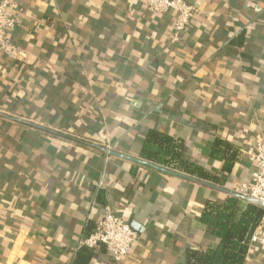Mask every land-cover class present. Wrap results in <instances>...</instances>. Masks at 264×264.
Returning <instances> with one entry per match:
<instances>
[{
    "label": "crops",
    "instance_id": "obj_1",
    "mask_svg": "<svg viewBox=\"0 0 264 264\" xmlns=\"http://www.w3.org/2000/svg\"><path fill=\"white\" fill-rule=\"evenodd\" d=\"M191 2L198 13L174 44V15L147 0H16L12 40L28 58L0 60V112L23 121L0 117V264H72L106 206L143 228L121 264H186L189 249L217 246L200 216L231 196L137 160L155 129L220 170L209 150L221 139L232 174L223 186L199 181L251 183L248 150L264 138V0ZM8 92L16 110L3 107ZM91 264L116 263L107 251ZM246 264H264V245L250 244Z\"/></svg>",
    "mask_w": 264,
    "mask_h": 264
},
{
    "label": "trees",
    "instance_id": "obj_2",
    "mask_svg": "<svg viewBox=\"0 0 264 264\" xmlns=\"http://www.w3.org/2000/svg\"><path fill=\"white\" fill-rule=\"evenodd\" d=\"M236 44L244 46L243 37H240ZM26 66L27 64L18 65V69L25 70ZM4 97V109L18 108V102L15 104L12 102L13 93L8 92ZM231 149L224 141L216 139L209 150V155L220 160L223 165L220 170H210L184 157L186 150L184 140L150 129L143 137L140 158L177 170L198 180L223 186L225 185L223 177L232 174L234 169L235 154ZM97 200L104 207L106 206L105 191L98 193ZM263 217V208L247 204L234 197H228L221 204L208 202L201 213L200 223L206 226L216 238L217 246L206 250L189 249L186 253V264H246L251 238L260 228ZM93 228L94 226L89 232ZM100 252L107 254L103 246L95 249L81 248L77 250L72 264H91Z\"/></svg>",
    "mask_w": 264,
    "mask_h": 264
},
{
    "label": "built area",
    "instance_id": "obj_3",
    "mask_svg": "<svg viewBox=\"0 0 264 264\" xmlns=\"http://www.w3.org/2000/svg\"><path fill=\"white\" fill-rule=\"evenodd\" d=\"M15 6L16 0L0 1V60L15 62L28 58L27 52L12 40L13 32L19 23L13 10ZM147 7L158 15H174L170 36L171 43L174 44L180 41L189 23L198 13L197 7L191 0H147ZM248 155L253 162L254 171L251 183L242 191L246 195L264 201V138L257 140L248 150ZM138 238V234L129 224L112 207L106 206L103 217L95 224L93 230L79 240L77 250L103 246L113 257L114 262L121 264L134 252ZM252 243L264 245V236H260L256 231L251 238L250 244Z\"/></svg>",
    "mask_w": 264,
    "mask_h": 264
},
{
    "label": "water",
    "instance_id": "obj_4",
    "mask_svg": "<svg viewBox=\"0 0 264 264\" xmlns=\"http://www.w3.org/2000/svg\"><path fill=\"white\" fill-rule=\"evenodd\" d=\"M0 117H4L6 119H9V120H13V121H17V122H23L22 120L18 119V118H10L9 116H7L5 113L3 112H0ZM105 153L109 154V155H114V153H111V152H108L105 150ZM137 162L143 164V165H146V166H149V167H152L158 171H161V172H164V173H170V174H174V175H177L179 177H183L185 179H188V180H191L195 183H199V184H202V185H206V186H209L211 188H214L218 191H221L223 193H226L227 195L231 196V197H234V198H237V199H240L242 200L243 202L247 203V204H250V205H255V206H258V207H261L264 209V201L262 200H259V199H256V198H253L249 195H246L244 194V191H241V192H234V191H230L228 189H225V188H222V187H217V186H214V185H210V184H207V183H204V182H201L199 180H196L192 177H189V176H186V175H181V174H177V173H174V172H171L169 170H166V169H163L161 167H158L152 163H148V162H144V161H138ZM129 226L130 228L135 231L137 234H140L143 230L142 226L139 225L138 223H136V221L134 219H131L129 221Z\"/></svg>",
    "mask_w": 264,
    "mask_h": 264
}]
</instances>
